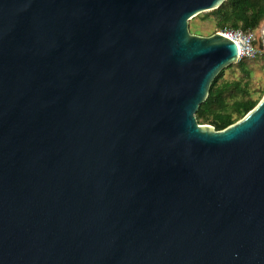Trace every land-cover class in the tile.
Returning <instances> with one entry per match:
<instances>
[{"label": "water", "instance_id": "95a60500", "mask_svg": "<svg viewBox=\"0 0 264 264\" xmlns=\"http://www.w3.org/2000/svg\"><path fill=\"white\" fill-rule=\"evenodd\" d=\"M225 1L0 0V264H264V95L196 116Z\"/></svg>", "mask_w": 264, "mask_h": 264}, {"label": "trees", "instance_id": "16d2710c", "mask_svg": "<svg viewBox=\"0 0 264 264\" xmlns=\"http://www.w3.org/2000/svg\"><path fill=\"white\" fill-rule=\"evenodd\" d=\"M209 13L217 16L222 30L241 28L254 32L264 22V0H226L218 9ZM238 64L243 66L244 60L241 59ZM223 72L212 82L208 98L196 113L200 123H211L218 130L242 118L261 99H254L241 81L220 84Z\"/></svg>", "mask_w": 264, "mask_h": 264}, {"label": "rangeland", "instance_id": "374dc122", "mask_svg": "<svg viewBox=\"0 0 264 264\" xmlns=\"http://www.w3.org/2000/svg\"><path fill=\"white\" fill-rule=\"evenodd\" d=\"M189 29L193 34L202 36H210L222 30L218 24L217 16L209 12L200 13L191 19ZM254 33L258 49L256 56L252 58L242 56L240 60H244L243 66L238 64L239 60L225 68L219 83L241 81L243 85L248 87L254 99H260L264 95V22ZM198 121L201 122L199 119Z\"/></svg>", "mask_w": 264, "mask_h": 264}, {"label": "built area", "instance_id": "2783aa9c", "mask_svg": "<svg viewBox=\"0 0 264 264\" xmlns=\"http://www.w3.org/2000/svg\"><path fill=\"white\" fill-rule=\"evenodd\" d=\"M230 38L236 40L240 46V57H255L258 49L255 43V33L253 31H246L241 28H226L221 30Z\"/></svg>", "mask_w": 264, "mask_h": 264}]
</instances>
